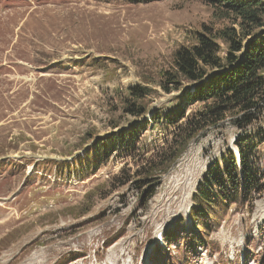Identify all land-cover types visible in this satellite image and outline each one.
<instances>
[{"label": "rangeland", "instance_id": "374dc122", "mask_svg": "<svg viewBox=\"0 0 264 264\" xmlns=\"http://www.w3.org/2000/svg\"><path fill=\"white\" fill-rule=\"evenodd\" d=\"M211 21L198 0H0V264H155L158 232L178 222L188 232L197 183L233 147L235 130L192 140L165 174L140 179L170 140L171 129L152 126L150 115L179 93L161 90L160 71ZM87 56L102 66L71 61ZM133 85L150 89L142 118L116 103L115 90ZM141 119L135 144L84 180L32 167V159H70L84 136L87 146ZM263 219L264 194L251 213L232 207L210 232L211 246L184 264H264ZM175 244L163 247L172 264L181 255Z\"/></svg>", "mask_w": 264, "mask_h": 264}, {"label": "trees", "instance_id": "16d2710c", "mask_svg": "<svg viewBox=\"0 0 264 264\" xmlns=\"http://www.w3.org/2000/svg\"><path fill=\"white\" fill-rule=\"evenodd\" d=\"M198 1L210 8L212 21L202 24L188 45L176 48L170 67L160 71L161 90L179 93L171 97L172 107H161L150 115L152 126L161 124L171 129L170 140L149 157L140 180L153 181L155 176L165 174L192 140L228 128H233L235 135L233 147L226 145L211 159L197 183L188 232L178 222L163 233L166 247L175 242L181 245V255L173 264L186 263L197 255L198 246H211L210 232L219 227L232 207L251 213L255 201L264 194V152L258 149L264 140V0ZM71 61L85 67L103 64L93 56ZM149 90L143 85L126 87L123 92L115 90L122 114L136 118L150 114ZM145 122L141 119L128 128L97 136L87 146L84 136L80 145L83 151L71 152L70 159H32V167L53 172L55 177L84 180L113 154L130 149L135 144L134 134ZM113 123L114 127L118 125L117 121ZM133 174L138 175V171ZM93 192L85 193L86 199ZM258 226L264 235V219ZM7 235V240L14 236L11 231ZM153 260L155 264H172L159 244Z\"/></svg>", "mask_w": 264, "mask_h": 264}, {"label": "bare ground", "instance_id": "6f19581e", "mask_svg": "<svg viewBox=\"0 0 264 264\" xmlns=\"http://www.w3.org/2000/svg\"><path fill=\"white\" fill-rule=\"evenodd\" d=\"M5 239V238H4ZM6 240H7V236H6Z\"/></svg>", "mask_w": 264, "mask_h": 264}]
</instances>
